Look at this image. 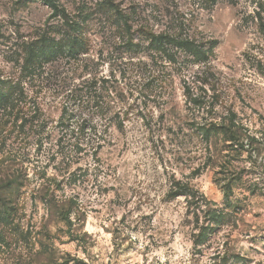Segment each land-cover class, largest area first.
<instances>
[{
    "label": "rangeland",
    "instance_id": "374dc122",
    "mask_svg": "<svg viewBox=\"0 0 264 264\" xmlns=\"http://www.w3.org/2000/svg\"><path fill=\"white\" fill-rule=\"evenodd\" d=\"M55 1L85 51L30 77L23 44L67 29L43 0H0V79L20 88L0 113V179L20 183L0 264H264V0ZM145 34L192 41L206 60L172 63L173 46L154 51ZM79 98L91 102L78 111ZM64 108L72 128L93 120L96 154L62 140ZM230 113L261 141L257 163L196 130ZM232 178L226 201L216 183Z\"/></svg>",
    "mask_w": 264,
    "mask_h": 264
},
{
    "label": "trees",
    "instance_id": "16d2710c",
    "mask_svg": "<svg viewBox=\"0 0 264 264\" xmlns=\"http://www.w3.org/2000/svg\"><path fill=\"white\" fill-rule=\"evenodd\" d=\"M45 5H47L51 10V17L54 19H62L66 31L61 37H54V33H42L36 37V39L31 40L23 44V58L21 63V72L25 76L33 77L37 74L46 65L52 64L51 62L56 61L63 55L67 57H77L78 55L83 54V39L81 38V33L79 34L80 27L79 24L70 20L68 16L61 11L55 0H43ZM261 29L264 31V23L259 19ZM48 31V30H47ZM66 32V33H65ZM68 32V33H67ZM148 41V46L154 51H162L164 53V48L167 45L173 46L176 51H173V54L170 55L169 59L172 63L175 62L174 57L178 54H183L193 58L194 63H200L206 60L207 53L202 50V46H199L192 41L182 40L180 37H169L167 35H150L145 34ZM211 44V43H210ZM212 45V44H211ZM128 50L132 51L130 44H127ZM155 48V49H153ZM10 81H5L0 79V113H5L7 109H10L13 106L14 97L16 92H20L19 84L12 83ZM88 83V82H87ZM92 84V83H91ZM91 84H86L87 86L81 87L82 90L91 87ZM82 90L79 92L82 93ZM186 91L188 89L186 88ZM78 95V94H77ZM76 96V95H75ZM80 97V95H78ZM79 104L75 109L82 108V104H90L91 101H84L81 98L78 99ZM95 101H93L94 103ZM194 105L199 104V100L196 98L190 99ZM97 105V103H96ZM79 111V110H78ZM78 118L75 119V127L73 126L74 118L71 117L68 113V109L64 108L62 111V118L60 125L63 130L67 128H72L71 132L73 136L67 135L64 133L62 140L65 138L67 142L73 141V145L78 148V151L82 152L83 145L86 147L91 145L93 154H96V150L100 149L102 141L101 135L97 130V127L94 126L93 120L85 115L76 114ZM121 123H118L120 126ZM196 130L202 134L206 142H213V140H220L223 144H226V148H230L231 152L237 155L246 154L247 159L253 163H257L258 157L262 154L263 148L261 147V141L255 136L252 135L248 128L236 117L235 114L230 113V116L227 119L220 121L219 123L207 122L203 125L197 126ZM98 135V136H97ZM228 144V145H227ZM95 146V147H94ZM254 157V158H253ZM237 178H232L220 185L217 181V185L220 187L221 192L223 193L224 199L228 201L233 196V191L236 186L239 184ZM20 183L19 177H12L9 175L7 179H0V232L4 229V226L9 224L11 218L16 211L15 208L7 203H5L6 191L9 193L17 192L19 190ZM185 186L181 183H174L172 185V190L170 193L172 196H178V194L185 193ZM182 189H184L182 191ZM62 216V212H59ZM223 217L220 213L216 217V222L219 221V218ZM1 235V233H0ZM62 264V263H54Z\"/></svg>",
    "mask_w": 264,
    "mask_h": 264
}]
</instances>
